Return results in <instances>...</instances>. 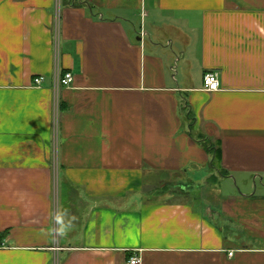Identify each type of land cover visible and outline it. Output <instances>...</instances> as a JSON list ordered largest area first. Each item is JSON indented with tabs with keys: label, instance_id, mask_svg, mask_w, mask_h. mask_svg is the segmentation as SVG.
I'll return each instance as SVG.
<instances>
[{
	"label": "crops",
	"instance_id": "0c3cea01",
	"mask_svg": "<svg viewBox=\"0 0 264 264\" xmlns=\"http://www.w3.org/2000/svg\"><path fill=\"white\" fill-rule=\"evenodd\" d=\"M134 254L264 264V0H0V264Z\"/></svg>",
	"mask_w": 264,
	"mask_h": 264
},
{
	"label": "built area",
	"instance_id": "2783aa9c",
	"mask_svg": "<svg viewBox=\"0 0 264 264\" xmlns=\"http://www.w3.org/2000/svg\"><path fill=\"white\" fill-rule=\"evenodd\" d=\"M45 76H37L34 78V84L40 85ZM74 80V76L72 72H64L61 73L57 71L54 75V86L58 88L60 85H70ZM221 87V82L217 72H207L204 75V88L208 91H216ZM232 254V252L230 253ZM141 257L137 254H134L130 257L128 263L129 264H141Z\"/></svg>",
	"mask_w": 264,
	"mask_h": 264
},
{
	"label": "clouds",
	"instance_id": "9594fccd",
	"mask_svg": "<svg viewBox=\"0 0 264 264\" xmlns=\"http://www.w3.org/2000/svg\"><path fill=\"white\" fill-rule=\"evenodd\" d=\"M53 228L51 232L56 235H64L73 226L75 217L71 216L68 210L56 209L51 213Z\"/></svg>",
	"mask_w": 264,
	"mask_h": 264
},
{
	"label": "trees",
	"instance_id": "16d2710c",
	"mask_svg": "<svg viewBox=\"0 0 264 264\" xmlns=\"http://www.w3.org/2000/svg\"><path fill=\"white\" fill-rule=\"evenodd\" d=\"M210 147H212V146L210 145ZM219 159H220V150H219V147H216V151L214 152V163H215V165H216V161H218Z\"/></svg>",
	"mask_w": 264,
	"mask_h": 264
},
{
	"label": "rangeland",
	"instance_id": "374dc122",
	"mask_svg": "<svg viewBox=\"0 0 264 264\" xmlns=\"http://www.w3.org/2000/svg\"><path fill=\"white\" fill-rule=\"evenodd\" d=\"M67 196H68V198H67L68 202H69V201H72V203H73V196H72L71 194H69V195H67Z\"/></svg>",
	"mask_w": 264,
	"mask_h": 264
}]
</instances>
